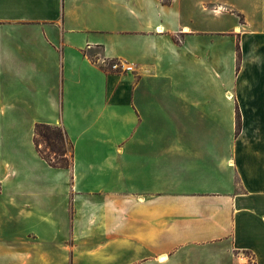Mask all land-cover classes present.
<instances>
[{
  "label": "crops",
  "instance_id": "obj_1",
  "mask_svg": "<svg viewBox=\"0 0 264 264\" xmlns=\"http://www.w3.org/2000/svg\"><path fill=\"white\" fill-rule=\"evenodd\" d=\"M178 2L0 0V264H264V0Z\"/></svg>",
  "mask_w": 264,
  "mask_h": 264
},
{
  "label": "trees",
  "instance_id": "obj_2",
  "mask_svg": "<svg viewBox=\"0 0 264 264\" xmlns=\"http://www.w3.org/2000/svg\"><path fill=\"white\" fill-rule=\"evenodd\" d=\"M238 118V115H237ZM37 137H40L46 148L54 155L51 157L39 148ZM33 144L38 156L51 168L71 170L73 145L67 132L61 125L37 123L33 130Z\"/></svg>",
  "mask_w": 264,
  "mask_h": 264
},
{
  "label": "rangeland",
  "instance_id": "obj_3",
  "mask_svg": "<svg viewBox=\"0 0 264 264\" xmlns=\"http://www.w3.org/2000/svg\"><path fill=\"white\" fill-rule=\"evenodd\" d=\"M178 4H179L178 6L181 8V11L183 13L182 19H181L183 23H186L192 27L193 26L203 27V28L206 27L205 23H207L208 19L206 18V12H204L202 8L204 7L205 11H206V9L210 11L209 7L211 5L207 3V0H180V3L178 2ZM217 10H221V9H217ZM191 20L194 21L193 25L190 24ZM207 25L210 28V24L207 23ZM182 37L184 38L183 34L177 33L175 36V40H173V41L178 42V41H180V38H182ZM206 39H207V36L204 39L201 38L199 41H205ZM113 62H118V61H112V62H107V63L110 64ZM106 68H108V70H109L108 65L106 66ZM121 73H123V72H121ZM201 133L202 132L199 131V134H201ZM37 142L39 144V148L43 151V153H45L51 157H54V155L52 153H50L49 150L46 148L44 141L40 137H37ZM18 152H20L22 155L26 156L27 146L25 144L24 139H23V144L21 145L20 148H18ZM8 156L13 157L12 155H8ZM11 163L15 164L14 162H11Z\"/></svg>",
  "mask_w": 264,
  "mask_h": 264
},
{
  "label": "built area",
  "instance_id": "obj_4",
  "mask_svg": "<svg viewBox=\"0 0 264 264\" xmlns=\"http://www.w3.org/2000/svg\"><path fill=\"white\" fill-rule=\"evenodd\" d=\"M104 66L108 65L110 71H119V72H127L130 70L129 67H125L123 64L119 62H113L108 64L107 61H103Z\"/></svg>",
  "mask_w": 264,
  "mask_h": 264
},
{
  "label": "bare ground",
  "instance_id": "obj_5",
  "mask_svg": "<svg viewBox=\"0 0 264 264\" xmlns=\"http://www.w3.org/2000/svg\"><path fill=\"white\" fill-rule=\"evenodd\" d=\"M125 67H127V66H125Z\"/></svg>",
  "mask_w": 264,
  "mask_h": 264
}]
</instances>
